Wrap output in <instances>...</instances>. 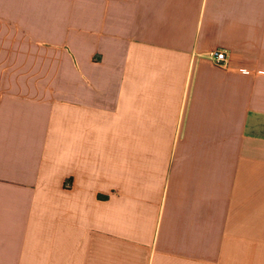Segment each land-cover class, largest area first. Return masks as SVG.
<instances>
[{
	"label": "crops",
	"instance_id": "obj_1",
	"mask_svg": "<svg viewBox=\"0 0 264 264\" xmlns=\"http://www.w3.org/2000/svg\"><path fill=\"white\" fill-rule=\"evenodd\" d=\"M0 264H264V0H0Z\"/></svg>",
	"mask_w": 264,
	"mask_h": 264
},
{
	"label": "built area",
	"instance_id": "obj_2",
	"mask_svg": "<svg viewBox=\"0 0 264 264\" xmlns=\"http://www.w3.org/2000/svg\"><path fill=\"white\" fill-rule=\"evenodd\" d=\"M214 61L219 66H224L226 63L227 55L223 52H217L212 55Z\"/></svg>",
	"mask_w": 264,
	"mask_h": 264
}]
</instances>
